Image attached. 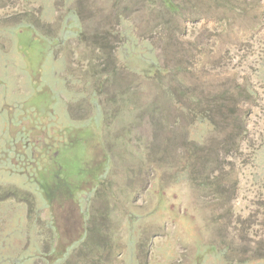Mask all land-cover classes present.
<instances>
[{"label": "rangeland", "instance_id": "1", "mask_svg": "<svg viewBox=\"0 0 264 264\" xmlns=\"http://www.w3.org/2000/svg\"><path fill=\"white\" fill-rule=\"evenodd\" d=\"M0 0V264H264V0Z\"/></svg>", "mask_w": 264, "mask_h": 264}, {"label": "trees", "instance_id": "2", "mask_svg": "<svg viewBox=\"0 0 264 264\" xmlns=\"http://www.w3.org/2000/svg\"><path fill=\"white\" fill-rule=\"evenodd\" d=\"M161 1H162V5L172 13L180 12L182 9V3H178L175 0H161Z\"/></svg>", "mask_w": 264, "mask_h": 264}]
</instances>
